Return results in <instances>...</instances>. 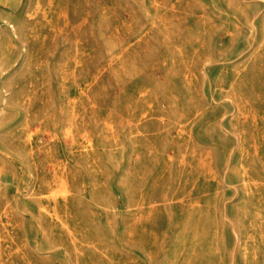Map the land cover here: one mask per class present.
I'll use <instances>...</instances> for the list:
<instances>
[{
	"label": "rangeland",
	"instance_id": "1",
	"mask_svg": "<svg viewBox=\"0 0 264 264\" xmlns=\"http://www.w3.org/2000/svg\"><path fill=\"white\" fill-rule=\"evenodd\" d=\"M0 264H264V0H0Z\"/></svg>",
	"mask_w": 264,
	"mask_h": 264
}]
</instances>
